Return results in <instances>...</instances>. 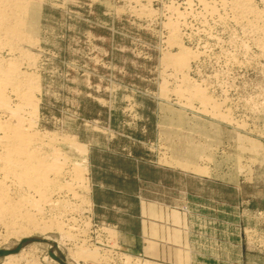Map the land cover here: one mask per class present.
I'll use <instances>...</instances> for the list:
<instances>
[{"label": "rangeland", "instance_id": "1", "mask_svg": "<svg viewBox=\"0 0 264 264\" xmlns=\"http://www.w3.org/2000/svg\"><path fill=\"white\" fill-rule=\"evenodd\" d=\"M185 2L30 5L31 41L17 45L37 77L36 125L82 178L62 220L74 237L0 227V264H264V0L240 19ZM175 18L181 72L165 60Z\"/></svg>", "mask_w": 264, "mask_h": 264}, {"label": "bare ground", "instance_id": "2", "mask_svg": "<svg viewBox=\"0 0 264 264\" xmlns=\"http://www.w3.org/2000/svg\"><path fill=\"white\" fill-rule=\"evenodd\" d=\"M33 1L0 0V227L4 229H1L4 236L53 228L62 237L73 238V234L68 233L69 224L67 227L62 220L70 207L69 199L76 197L81 182L80 164L66 157L56 144L57 136L37 128V77L25 68L32 64V57L17 45L20 41H31L26 16ZM185 1L182 12L189 13L188 5L193 0ZM196 1L202 13L217 12L218 4L222 8L227 6L239 19L242 11L252 10L249 0ZM178 13L181 16V11L176 10L175 14ZM176 18L168 23L165 37V43L174 46L176 51L166 55L165 60L171 69L181 72L189 55L180 43ZM181 78L188 85L183 90L189 97L207 99L198 84L186 80L183 73ZM65 140L69 147L78 145L70 139ZM14 256L8 255L5 262H15Z\"/></svg>", "mask_w": 264, "mask_h": 264}]
</instances>
